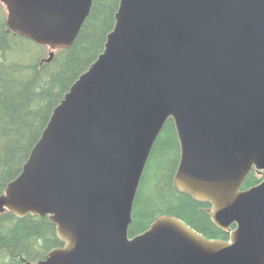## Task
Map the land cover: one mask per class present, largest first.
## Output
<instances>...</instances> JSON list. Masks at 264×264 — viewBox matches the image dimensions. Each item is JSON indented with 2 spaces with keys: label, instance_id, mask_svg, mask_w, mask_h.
<instances>
[{
  "label": "water",
  "instance_id": "95a60500",
  "mask_svg": "<svg viewBox=\"0 0 264 264\" xmlns=\"http://www.w3.org/2000/svg\"><path fill=\"white\" fill-rule=\"evenodd\" d=\"M0 1L10 30L55 50L73 45L94 0ZM169 119L176 186L211 203L228 240L171 215L130 236ZM253 170L264 171V0H120L104 51L53 110L0 213L56 225L64 245L38 264H264V180L244 189Z\"/></svg>",
  "mask_w": 264,
  "mask_h": 264
},
{
  "label": "trees",
  "instance_id": "16d2710c",
  "mask_svg": "<svg viewBox=\"0 0 264 264\" xmlns=\"http://www.w3.org/2000/svg\"><path fill=\"white\" fill-rule=\"evenodd\" d=\"M120 0H94L75 42L51 49L10 30L0 1V195L23 170L55 107L73 83L104 51ZM53 57L50 59V54ZM181 147L173 119L158 135L144 170L133 208L131 237L148 230L158 217L176 216L210 239L228 240L230 233L211 218L212 205L178 189L175 174ZM264 180L253 170L248 189ZM64 242L49 216L0 213V264H32Z\"/></svg>",
  "mask_w": 264,
  "mask_h": 264
},
{
  "label": "rangeland",
  "instance_id": "374dc122",
  "mask_svg": "<svg viewBox=\"0 0 264 264\" xmlns=\"http://www.w3.org/2000/svg\"><path fill=\"white\" fill-rule=\"evenodd\" d=\"M35 264H38V263H35Z\"/></svg>",
  "mask_w": 264,
  "mask_h": 264
}]
</instances>
